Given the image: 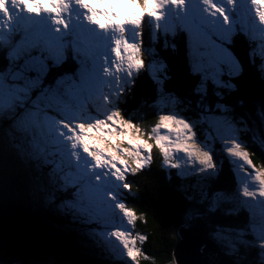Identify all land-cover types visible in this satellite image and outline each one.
<instances>
[{
    "label": "snow or ice",
    "instance_id": "1",
    "mask_svg": "<svg viewBox=\"0 0 264 264\" xmlns=\"http://www.w3.org/2000/svg\"><path fill=\"white\" fill-rule=\"evenodd\" d=\"M167 2V0H165ZM173 4H178L180 0H171ZM106 5L104 11L111 16L120 10L128 7L133 12H141L138 18L129 16L124 23H136L138 26L145 24L147 18H160L162 4L160 0H104ZM150 7L151 10H145ZM257 7L264 10V0H258ZM35 15L51 13L58 14V10L47 3L46 0L40 7L33 8ZM63 23V21H59ZM106 26V25H104ZM159 35V34H158ZM165 39L173 41L176 45V36H165ZM179 39L182 45V65H177L169 59L168 54L174 55L172 48L160 47L152 55V62L158 63V70L148 71L149 78L152 79L157 105H181L185 97L181 94L182 89L190 87L193 96L198 98V104L208 99L209 85L213 89L228 86L230 93L234 94L241 91L243 82V71L233 74L232 62H235L237 69L244 68V59L241 58L240 49L246 50L247 61L251 65L259 66L264 64V40L250 39L243 32L237 31L227 37L213 35L211 43L206 40L193 38L191 47L187 33L180 32ZM39 61L30 67H25L27 60ZM7 56L0 61V74L9 68ZM11 76L0 75V104L3 105L5 113L15 111L12 121L0 118V127L7 126L12 132L19 135L29 147H35L36 154L42 160H48L47 164L51 172L50 179L57 183L64 199L61 201L64 210L71 214L81 217L86 221H99L105 214L106 205L104 200L115 202L117 195L112 190H107L102 198L96 186L89 179L80 176L79 172L71 165L58 163L56 156L58 151L56 145L46 138L45 130L51 118L62 110H68L71 106L69 89L71 82L58 84L65 73L70 70L65 68L58 73V69L63 65H56L49 59H43L38 51L19 54L15 61L11 62ZM145 72L141 69L126 88L135 87L136 77ZM30 81L31 87L27 92L17 93L21 99H16L13 94L14 87H23L24 81ZM125 88V89H126ZM217 101L223 99V92L219 95L215 92ZM124 94H121L123 96ZM25 97L31 98L30 104L24 107H17ZM243 104V101H240ZM111 115H105L102 119H94L91 122L77 121L75 125L65 120H60L59 136L63 137L70 144L72 149L71 156L79 162L81 155L91 161L89 171L96 172L97 184L101 176L111 178L117 182L124 191L131 192L133 184L128 182L129 176H137L145 169L150 168L154 162L156 152H159L162 161L167 169L181 170L183 166L177 161L181 156H188L202 151V145L197 142L194 125L188 120L172 112L162 111L155 123L147 128L143 127V122L126 118L119 109ZM90 110L94 111L90 107ZM205 111L215 115L218 120L224 121L227 126H234L235 119L229 118L228 113L234 111L227 104L217 106L210 104ZM28 112L30 115L21 120ZM264 118V114H261ZM167 117L168 119H165ZM187 125V127H185ZM208 135L217 133L214 123H207ZM238 130V127H236ZM195 144H192V141ZM191 145V148L189 147ZM208 155H212L211 151ZM99 157V160L97 159ZM200 159H203L201 156ZM190 171L203 175L204 188L201 196V203L206 205L209 214L223 212L228 216H239L242 212L247 214V226L236 229L235 238L229 237L233 230L225 229L217 225L216 230L209 233L210 239L214 244L227 250L226 255H233L239 251V245H244L251 255L249 264H264V208L259 210L241 204L237 207L233 203L232 194L222 188L217 187L218 175L213 173L215 168H205L199 161L193 162L189 159L187 167ZM205 168L204 171H200ZM119 169V171H117ZM249 177H254L251 183L255 187L245 184L240 188L242 200L253 202L264 200V170L254 166L248 168ZM55 202V198H53ZM115 208L122 215L128 225L127 229L114 228L106 234V239L115 242L123 250L131 264H140L142 259H147L148 255L142 247L147 242V236L142 241L132 239L136 222L140 219L134 208H129L123 202L115 203ZM91 217H95L94 219ZM146 222V220H145ZM190 225L191 220H185ZM111 234V235H109ZM229 237V238H225ZM201 247V251H203ZM111 255V252H109ZM171 256L174 264H181L178 254L173 251Z\"/></svg>",
    "mask_w": 264,
    "mask_h": 264
},
{
    "label": "trees",
    "instance_id": "2",
    "mask_svg": "<svg viewBox=\"0 0 264 264\" xmlns=\"http://www.w3.org/2000/svg\"><path fill=\"white\" fill-rule=\"evenodd\" d=\"M257 28L258 22L251 19L246 28L247 32L241 29L239 31L249 36L250 39H261L255 33ZM205 31L209 32L211 37L213 35L227 37L233 34L218 33L213 28ZM37 33H41V31ZM16 37L13 45L24 44V41H22L26 38L24 35L17 34ZM161 41L163 47L172 48L175 53L174 55L168 54L169 59L177 65H182V45L176 44L179 47L174 48L169 41ZM38 44L39 46L36 44L34 48L28 47L29 50L27 51L17 52L19 49L13 51L11 53L13 59L9 55L12 51L11 45L5 44L0 49V61L3 60L4 56H7L10 63L9 68L3 74L6 75V72L13 67L11 62L15 61L19 54L30 53L35 50L42 54L43 59H50L53 64L63 65L62 68L58 69V73L63 72L65 68L70 70L57 81L58 84L67 80L81 81L82 78L90 76L88 67H91V63L85 55H81L80 50L75 45L66 48V50L55 51L53 47L42 45L40 40ZM145 46L153 51L159 48V46L155 47L152 42H145ZM55 54L59 55L58 61L53 60ZM240 55L244 59L243 69H237L235 62H232L233 74H236L237 71H243L240 92L232 94L229 92L228 86L213 89L209 85L208 99L197 106L198 98L192 95L190 87H186L181 91L186 99L180 106L185 114L194 120L214 116L205 111L210 104H216L217 106L227 104L230 106L234 111L229 112L228 116L234 118L241 125L247 126V134L244 137L254 167L264 168V118L261 115L264 114V64L259 66L249 64L246 50L242 48L240 49ZM148 62L145 58V72L140 73L138 83L131 93H125V98L129 96L125 104L120 107L126 118L143 122L142 126L145 128L155 123V119L160 114L159 105L156 104L154 85L152 79L149 78L148 71H151V67ZM247 64L250 67H247ZM83 72V76L79 74ZM215 92L217 95L223 92V99L220 103L217 101ZM113 96H111V99ZM241 100L243 101L242 105L240 104ZM113 101L115 102V99ZM90 107L94 111L90 110ZM86 109L91 114L101 116V111L96 104H92ZM14 117L15 114L7 117L0 113V118L8 121H12ZM198 128L205 129V123L198 124ZM3 131L6 132L8 137L3 138L5 143H0V145L14 161V170L12 172L1 170L0 192L5 188L3 183L12 186L13 183L11 182L16 181L15 178L21 177L20 175L25 174L24 177H32L39 182V189L27 187L29 193L33 194V198L24 204L28 207L15 209L23 215L27 226L37 227L42 234H46L49 243L43 242L40 246L53 252L55 258L69 264H131V261L120 251L119 247H115V242L109 244L110 241L99 233L100 228L110 226L114 222V218L119 219L118 214H115V208L106 205L105 214L99 221H86L64 210L61 203L64 199L61 190L57 183L49 178L52 175L47 167L50 161L42 160L36 154L35 147H29L19 135L12 132L7 126L0 127L1 137ZM221 142L219 140L215 141V151L218 159L221 160V163L217 165V171L213 173L214 176L218 175L219 177L216 186L231 193L233 203L237 207L241 204L247 206L249 200H242L239 195L240 172L236 170ZM154 156L155 159L150 168L145 169L137 176H130L129 183L133 184L132 191L121 190L120 192V198L124 200L125 204L129 208H134L139 214V223L147 235V242L143 244V247L150 259L141 260L140 264H174L171 253L180 240L179 230L181 228L187 227L196 233L209 235V233L216 230L217 225L223 226L222 230L229 228L233 231L247 226L246 213L242 212L239 216H228L223 212L208 213L206 205L201 203L204 188L203 175L197 173L182 175L176 169H167L159 152H156ZM1 158L4 157L0 155ZM55 158L58 163L64 165L71 162L70 158L65 157L59 151ZM37 191L39 194L46 195V197L43 198L38 195ZM53 198H55V202H53ZM13 205L3 207L12 209ZM91 218L94 219L95 217ZM185 220H191L192 222L188 225L184 222ZM241 245L238 246L239 251L235 252L233 256L241 263L249 264L251 259L249 250ZM109 252H111V255ZM22 261L23 264H30L27 259H22Z\"/></svg>",
    "mask_w": 264,
    "mask_h": 264
},
{
    "label": "rangeland",
    "instance_id": "3",
    "mask_svg": "<svg viewBox=\"0 0 264 264\" xmlns=\"http://www.w3.org/2000/svg\"><path fill=\"white\" fill-rule=\"evenodd\" d=\"M44 2L45 0H0V49L4 47L5 44H10L12 48V51L9 53L10 56L13 51L15 52L19 49L17 52H21L24 50L23 48H20L19 44L13 45L16 33L18 32L19 34L22 33L24 36H29V38L38 39L35 34L36 32L41 31V34L39 35L41 39L47 37L46 39L52 40L56 44L63 42L65 45L68 40V32L71 34L74 33V30H72L74 24L77 27V31L81 33V36L82 33H84L83 30L88 29V34H83L82 37L85 39L86 44L89 45V55H93L92 61H94L96 68L93 70L94 72L90 79L86 78L84 80H88V84L99 89L103 102L105 104L108 103L109 106L112 105L110 103L112 101V94L115 92L120 93V91L124 90L126 85L131 83L132 77H134L144 65L141 37H144L146 32L143 31V28L146 29V27L151 24L155 25L153 33L154 38L156 39L157 33L161 29H167L171 24L174 26L186 23L187 29L193 30L194 25L202 18L212 22L217 21L222 29L228 27L226 25V22L228 21L229 27L232 28V30H237L239 29V21L246 18V14L249 10H256V13L259 15V20H261L262 25H264V10L257 7L258 0H180L178 4H173L171 0H167V2H165V0H160L163 5L160 10V18H147L144 27L143 25L138 26V19L136 23H124L125 19L129 16L138 18L141 15V12H133V10L128 7L120 10L118 5L117 15L111 16L108 12L104 11L106 7L104 0H46V2L50 3L54 9L58 10V14L53 15L51 13H46L35 15L33 13V8L42 6ZM233 8L235 11H233ZM145 10L151 9L148 7ZM36 20H39L38 24L36 23ZM59 21H63V23H60ZM202 29L204 28L201 27V30ZM256 32L259 36L263 35L261 29L257 28ZM61 49L60 46L54 47L55 51H60ZM14 57L16 56L14 55ZM148 65L151 67L158 66L156 63H153L152 60L148 62ZM80 84L81 83L77 84V86H80ZM28 89L29 88L26 86H23L22 88L14 87L13 94L16 96V99H21L16 94L20 92L26 93ZM73 90H75V88H73ZM87 93H90V91L87 90ZM84 95L86 98L85 92ZM74 96L75 95L73 94V97ZM78 99L79 95L75 96L74 99L70 100L71 106L68 110H62L51 118L45 130L46 138L48 141L55 144L56 148L62 147L64 153L69 155L71 160L75 162V169L79 172L80 176L89 179L91 183L93 181L92 184L96 186L99 195H105L107 190L115 191V181H112L110 177L105 178L101 176V180L97 184L95 176L98 175V173L89 171L91 161L83 155H81L79 162L72 159V149L69 142L58 135L60 131L59 121L65 120L69 123L73 122L75 125L77 121L87 123L94 119H102L105 115H111L115 111V105L107 112L105 111V115L96 117L88 112H84V108L79 103ZM24 100L29 101L31 98L25 97L17 107H24ZM159 111L160 113L162 111H170L173 114L188 119L194 125L197 142L202 145L203 150L198 154L194 152L190 158L187 155L179 157L177 162L183 166L181 170H178L181 174L190 175L194 173L187 168L189 165V159L193 162L199 161L205 166V168H214L216 164L213 157L216 152L214 146L215 141L219 140L222 141V147L227 151L228 157L233 162L236 170L240 172V188L245 184L250 187H255V185L251 184L254 181V177L247 178L249 176V166H254L252 163V156L247 148L244 137V135L247 134V126L241 125L236 120L234 126H227L224 121L218 120L215 115L208 116L201 120H194L185 114L180 105L161 104ZM0 113L10 117L15 114V111L5 113L3 111V105L0 104ZM28 115H30V113L26 112L25 116L21 117V120L27 118ZM229 118L232 117L229 116ZM165 119L168 118L165 117ZM202 122L214 123L217 127V133L209 136L208 127L205 129H199L198 124ZM185 127H187V125H185ZM236 127H238V130ZM5 137L7 138L8 135L3 131L2 137L0 136V143H5V139H3ZM195 143L196 142L193 140L192 144ZM189 147L191 148V145H189ZM209 151H211L212 155H208ZM0 155L4 157L0 159V172L1 170L12 172L14 170V161L8 155L7 151L3 150L1 145ZM201 156L203 159H200ZM97 159L99 160V157H97ZM205 168H201L200 171H204ZM256 168L264 170L262 167ZM117 171H119V169H117ZM20 176L21 177L15 178L16 181L11 182L13 183L12 186L8 185V183H3L5 188L0 192L1 206L7 205L6 207H8V205L14 204L10 210L15 211H17V208L21 209L22 207H28L24 204L33 198V194L29 193L28 188L32 189V187H35L36 189H39V182L32 177H24L25 174ZM36 193L43 198L46 197V195L39 194L38 191ZM118 202L122 201L117 198L115 203ZM250 202L251 207L257 210L264 206V200ZM104 203L107 205L109 201L104 200ZM193 209L195 208L193 207ZM113 220L115 221V218ZM139 221L140 219L137 221L138 223L135 224L132 239L142 241L146 234L142 230ZM113 224L114 223L110 225L111 228L103 230V232L100 231L99 233L104 234V237H106V234L114 228H128L127 224H124V226H112ZM112 243L113 242H109V244ZM43 256L44 255H40L38 258H32L29 263L57 264L52 258ZM0 258L1 264H23L22 260L20 261V259L16 258V255L1 247ZM149 259L150 257L148 256L147 259L142 260ZM62 264L69 263L66 262Z\"/></svg>",
    "mask_w": 264,
    "mask_h": 264
},
{
    "label": "water",
    "instance_id": "4",
    "mask_svg": "<svg viewBox=\"0 0 264 264\" xmlns=\"http://www.w3.org/2000/svg\"><path fill=\"white\" fill-rule=\"evenodd\" d=\"M179 233L180 240L174 251L178 254L181 264H239L223 254L205 234L196 233L188 228H181ZM43 241L49 242L46 234H42L39 228L27 227L21 213L0 205L1 248L16 255L20 261L22 259L30 261L44 255L52 258L57 264L66 263L55 258L53 252L42 248L40 245Z\"/></svg>",
    "mask_w": 264,
    "mask_h": 264
},
{
    "label": "bare ground",
    "instance_id": "5",
    "mask_svg": "<svg viewBox=\"0 0 264 264\" xmlns=\"http://www.w3.org/2000/svg\"><path fill=\"white\" fill-rule=\"evenodd\" d=\"M38 22H39V20H36V23L38 24ZM83 32L84 33H82V36H83V34L85 35V34H88V32H89V30L88 29H84L83 30ZM22 34V33H21ZM13 36V35H12ZM15 37V36H14ZM45 37V36H44ZM50 37V36H49ZM15 38H17V37H15ZM47 38V37H46ZM16 49V48H15ZM102 49V48H101ZM118 63V62H117ZM116 64V63H115ZM119 65V64H118ZM28 227V226H27ZM46 242V241H45Z\"/></svg>",
    "mask_w": 264,
    "mask_h": 264
}]
</instances>
